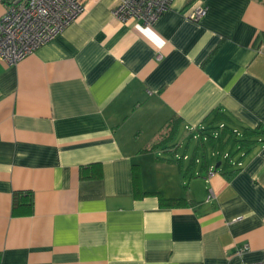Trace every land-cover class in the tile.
Wrapping results in <instances>:
<instances>
[{
	"label": "crops",
	"instance_id": "0c3cea01",
	"mask_svg": "<svg viewBox=\"0 0 264 264\" xmlns=\"http://www.w3.org/2000/svg\"><path fill=\"white\" fill-rule=\"evenodd\" d=\"M116 2L0 60V264L264 260V0Z\"/></svg>",
	"mask_w": 264,
	"mask_h": 264
},
{
	"label": "built area",
	"instance_id": "2783aa9c",
	"mask_svg": "<svg viewBox=\"0 0 264 264\" xmlns=\"http://www.w3.org/2000/svg\"><path fill=\"white\" fill-rule=\"evenodd\" d=\"M172 0H117L111 14L121 22L153 25ZM88 0H9L0 16V60L16 64L79 16ZM206 6L198 5L188 18L199 21ZM210 170L208 176L213 175ZM247 264H264V260Z\"/></svg>",
	"mask_w": 264,
	"mask_h": 264
},
{
	"label": "trees",
	"instance_id": "16d2710c",
	"mask_svg": "<svg viewBox=\"0 0 264 264\" xmlns=\"http://www.w3.org/2000/svg\"><path fill=\"white\" fill-rule=\"evenodd\" d=\"M242 145H245V142H242ZM21 193L15 192L13 197V211L16 210H22L23 212H26L29 210V207L32 203V198L28 194V197L26 196H20ZM160 202L163 206H170V205H176L181 204L184 202V198H165L161 195H159ZM21 206V207H20ZM19 207V209H17ZM16 209V210H15Z\"/></svg>",
	"mask_w": 264,
	"mask_h": 264
},
{
	"label": "rangeland",
	"instance_id": "374dc122",
	"mask_svg": "<svg viewBox=\"0 0 264 264\" xmlns=\"http://www.w3.org/2000/svg\"><path fill=\"white\" fill-rule=\"evenodd\" d=\"M239 137V136H238ZM206 144V142H204ZM192 149L196 148L198 155H202V151H205L206 156L210 157V150L207 148V145H205L206 147L204 149H202L201 145L199 144V142H197L196 140H193L191 143ZM230 148H228V152L232 153L231 151H229ZM234 153L232 154V156L234 157Z\"/></svg>",
	"mask_w": 264,
	"mask_h": 264
},
{
	"label": "water",
	"instance_id": "95a60500",
	"mask_svg": "<svg viewBox=\"0 0 264 264\" xmlns=\"http://www.w3.org/2000/svg\"><path fill=\"white\" fill-rule=\"evenodd\" d=\"M219 164H220V163H219V162H217V164L215 165V168H216L217 166H219Z\"/></svg>",
	"mask_w": 264,
	"mask_h": 264
}]
</instances>
